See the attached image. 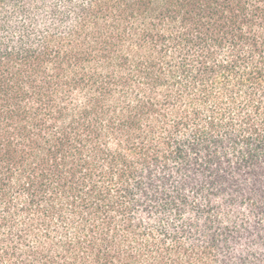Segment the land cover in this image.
<instances>
[{"label": "trees", "instance_id": "trees-1", "mask_svg": "<svg viewBox=\"0 0 264 264\" xmlns=\"http://www.w3.org/2000/svg\"><path fill=\"white\" fill-rule=\"evenodd\" d=\"M0 264H264V0H0Z\"/></svg>", "mask_w": 264, "mask_h": 264}]
</instances>
